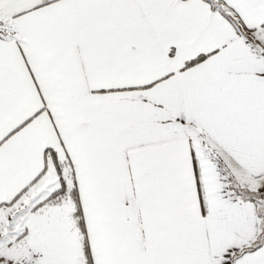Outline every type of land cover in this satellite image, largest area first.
Instances as JSON below:
<instances>
[{
	"label": "snow or ice",
	"instance_id": "1",
	"mask_svg": "<svg viewBox=\"0 0 264 264\" xmlns=\"http://www.w3.org/2000/svg\"><path fill=\"white\" fill-rule=\"evenodd\" d=\"M0 264H264V0H0Z\"/></svg>",
	"mask_w": 264,
	"mask_h": 264
}]
</instances>
